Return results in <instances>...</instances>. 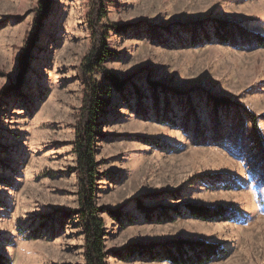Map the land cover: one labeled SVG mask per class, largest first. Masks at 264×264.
Wrapping results in <instances>:
<instances>
[{"label":"rangeland","instance_id":"374dc122","mask_svg":"<svg viewBox=\"0 0 264 264\" xmlns=\"http://www.w3.org/2000/svg\"><path fill=\"white\" fill-rule=\"evenodd\" d=\"M98 6L124 84L96 129L95 202L120 215H102L106 263L172 264L174 241L202 240L221 251L196 264H264V0H50L43 19L0 0V264H86L74 141Z\"/></svg>","mask_w":264,"mask_h":264},{"label":"trees","instance_id":"16d2710c","mask_svg":"<svg viewBox=\"0 0 264 264\" xmlns=\"http://www.w3.org/2000/svg\"><path fill=\"white\" fill-rule=\"evenodd\" d=\"M49 7L50 0H38V7L35 11L37 18L43 19V17H46ZM102 7L98 6V11H95L88 20V26L91 30L92 48L84 57L81 64L85 95L74 141V153L77 159V175L79 180V208L77 215L84 231L86 264H107L108 253L105 247V223L102 215L106 213L115 219H118L120 216L118 211L98 206L95 202L98 186L97 179L99 176L96 159V129L98 128V122L101 118L105 117L106 110L111 106L110 96L112 92H121L124 89V84L120 83L116 76L104 67L107 60L114 56V52L108 44L109 34L111 32L120 33V30H122L120 28L121 25L103 24L102 21L106 16V12L103 11ZM217 25L216 38L220 42H227L229 38L227 36L228 30L222 24ZM38 27L37 22L35 31ZM35 42V35L32 33V36L26 39L20 58L22 70L26 68L29 51ZM96 75L103 76L107 81L108 86L106 89L103 90L98 86L95 79ZM21 77L19 83H21ZM7 91L10 92V88L0 92V102ZM187 209L192 215L202 219H210L213 216L224 214L223 211L213 212L203 206L188 205ZM171 247V249L165 252V257L172 264L204 263L210 261L221 251V247L202 240H177L171 244ZM129 251V257L135 253H139L140 255L151 254V252L149 253V251L135 246Z\"/></svg>","mask_w":264,"mask_h":264}]
</instances>
